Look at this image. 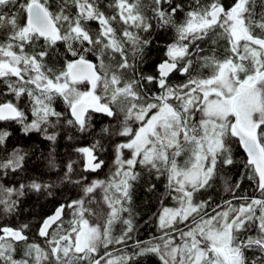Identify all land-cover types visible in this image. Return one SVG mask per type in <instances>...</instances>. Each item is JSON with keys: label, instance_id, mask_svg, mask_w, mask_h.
Segmentation results:
<instances>
[{"label": "snow or ice", "instance_id": "obj_1", "mask_svg": "<svg viewBox=\"0 0 264 264\" xmlns=\"http://www.w3.org/2000/svg\"><path fill=\"white\" fill-rule=\"evenodd\" d=\"M101 4L0 0V29L7 30L0 39V84L17 100L26 96L32 116L29 121L5 100L0 121H15L26 134L43 133L53 144L59 132L50 128L66 124L90 132L92 113L116 121L90 146L75 149L83 171L96 173L107 166L100 158L107 138L113 148L109 175L73 179L76 161H69L60 179L79 187V198L43 219L41 243L26 234V223L0 225V264H138L148 255L160 264H264V0H233L227 8L221 0H193L187 11L174 0H109L111 14ZM90 21L98 24L94 33ZM156 28L173 37L156 73L146 74L145 53ZM58 43L67 58L50 67L46 58L59 51ZM174 73L185 79L173 83ZM57 99L65 112L55 109ZM9 135L0 130V148ZM233 144L246 153L235 183L224 174L235 163ZM26 156L13 149L0 159V173L24 171ZM48 166L57 168L52 152ZM144 177L164 182L154 214L160 234L147 241L133 235V194ZM245 179L252 195H238ZM217 182L230 198L197 199ZM54 187L37 178L18 187L0 182V217L15 215L27 191L52 195ZM145 191L155 192L156 184ZM166 199L174 205L165 206ZM66 209L72 214L67 227ZM117 223L123 225L119 234Z\"/></svg>", "mask_w": 264, "mask_h": 264}, {"label": "trees", "instance_id": "obj_2", "mask_svg": "<svg viewBox=\"0 0 264 264\" xmlns=\"http://www.w3.org/2000/svg\"><path fill=\"white\" fill-rule=\"evenodd\" d=\"M109 0H102L101 8L105 10L107 14H111V11L105 8V5ZM144 2L150 3V0H144ZM211 0H201L202 4H208ZM53 7H55V0H52ZM174 3L182 4L185 11L188 10V5L193 3V0H174ZM221 3L227 8L232 3L233 0H221ZM259 11V8H257ZM184 13L180 12L177 14V18H183ZM155 23V22H153ZM118 29L120 25H115ZM88 28L93 33L98 28V24L95 21H90L88 23ZM6 29H0V39H3L6 35ZM153 43L146 49L145 53V63L143 65V71L146 74H155L156 65H158L162 59H164L165 45L171 42L173 33L171 30H162L156 28L152 33ZM59 51H53L50 57L46 58L48 65L50 67L59 68L62 66L65 57L63 45H57ZM89 59L93 57L89 56ZM185 79L179 73H174L171 77L173 83H180ZM81 90H84L85 86L81 85ZM0 88H4L5 94L0 95V102L5 100H10L17 104L22 110L28 115V120L32 119L30 106L31 102L26 96H22L20 99H16L14 95L8 94L4 85L0 84ZM153 90L155 86H153ZM54 107L57 111L65 112L66 106L61 99H57L54 102ZM92 129L90 132L81 133L76 129L62 124L57 126V128L49 129L51 132H59L55 144L46 140L43 133L39 132H29L25 133L22 130V125L15 121H0V130H5L10 133L7 137L5 145L0 148V159H4L8 154L12 152L13 149L19 148L24 153H27L24 171L18 173H11L9 171L8 175H3L0 173V177L5 186L18 187L20 183H29L32 178H37L39 181L46 182L49 184H54L55 187L51 189L52 195H48L47 192H34L27 191L26 195L20 197V205L15 215H9L0 217V225L7 224L8 226L18 227L20 224H28L29 229L26 230V234L29 235L31 240L37 243H41L44 238L38 237L37 232L39 226L42 224L44 218L52 215L57 207L62 204L67 203L70 200L78 199L80 196L79 187L67 183L61 182V177L63 176L65 165L69 161H76L74 164L73 179H79L81 173L88 178V181L93 179H105L110 173L112 168V158H113V148L110 146V142L105 138L102 142L104 143L105 150L100 153V158L105 160L106 167L99 170L96 173H89L83 171L84 162L81 159L79 153L75 151L78 147L90 146L95 140L101 138L103 133L101 129L105 126L115 127L116 121L113 118H109L101 113H92ZM72 139H69V137ZM118 140L117 137H112L111 142L114 143ZM54 149V152H53ZM55 156V163L57 168L51 169L48 166L49 153ZM232 152L235 163L229 166L225 173L232 177V182L240 178L241 172H244L243 162L246 160V154L243 149L239 147L238 144H233ZM149 183L156 184L155 192H146L145 188ZM99 191V190H98ZM164 191L163 180L156 181L154 178H142L137 182L133 194V224L135 227L134 239L141 241H147L154 235H159L160 232L156 227V217L154 214L158 213L161 209V204L159 202V193ZM254 187L252 182L244 180L241 189L238 191V195H252L254 192ZM99 194L97 199H100ZM258 195V193H257ZM208 196H212L213 200L219 202L222 199L230 198L228 193L223 191L222 185L217 182L213 189L207 192H202L198 195L199 199H207ZM171 199L164 200L165 206H173L174 202H170ZM95 207V205H93ZM104 206L101 205V208ZM106 210V208L104 209ZM125 217L128 216L127 213L124 214ZM72 217L71 210H65V227H67L68 220ZM123 225L117 223L114 226V233L119 234ZM132 245V241L128 242ZM22 247V245H21ZM120 248L119 245L116 246ZM115 252V249H110ZM126 251H131V248L126 249ZM115 254H119L115 252ZM20 258V253H17V257ZM138 264H160L158 258L154 255H148L138 258Z\"/></svg>", "mask_w": 264, "mask_h": 264}, {"label": "rangeland", "instance_id": "obj_3", "mask_svg": "<svg viewBox=\"0 0 264 264\" xmlns=\"http://www.w3.org/2000/svg\"><path fill=\"white\" fill-rule=\"evenodd\" d=\"M197 199H199V198L197 197ZM170 202L173 203L174 201L171 200ZM174 203H175V202H174Z\"/></svg>", "mask_w": 264, "mask_h": 264}, {"label": "water", "instance_id": "obj_4", "mask_svg": "<svg viewBox=\"0 0 264 264\" xmlns=\"http://www.w3.org/2000/svg\"><path fill=\"white\" fill-rule=\"evenodd\" d=\"M246 154V153H245Z\"/></svg>", "mask_w": 264, "mask_h": 264}]
</instances>
